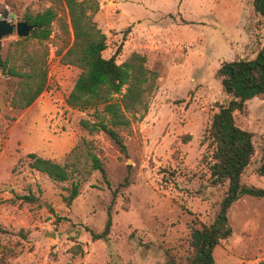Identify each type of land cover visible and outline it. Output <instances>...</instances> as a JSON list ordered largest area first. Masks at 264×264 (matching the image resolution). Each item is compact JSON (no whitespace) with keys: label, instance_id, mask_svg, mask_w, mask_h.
Here are the masks:
<instances>
[{"label":"rangeland","instance_id":"374dc122","mask_svg":"<svg viewBox=\"0 0 264 264\" xmlns=\"http://www.w3.org/2000/svg\"><path fill=\"white\" fill-rule=\"evenodd\" d=\"M98 1L95 21L107 36L104 57L114 56L125 41L116 62L124 63L134 52L144 55L146 68L158 74V88L142 120L121 132L127 146L123 154L106 134H91L80 125L96 120L94 110L66 104L80 70L62 64L57 53L65 41H73L72 32L68 38L56 21L47 41L30 36L17 44L25 39L3 38L0 58H9V67L27 70L20 56L30 55L44 61L47 70L46 91L29 108L17 110L11 98L20 79L0 66V257L4 248L12 249L7 264H168L170 259L188 264L192 228L212 224L226 195L228 184L210 183L203 141L213 115L231 100L218 69L224 62L251 60L264 46V18L253 1ZM54 5L0 0V14L12 15L16 24ZM235 119L253 133L256 150L242 184L264 188L258 173L264 165V95L248 101ZM82 139L97 145L106 179L92 171L60 183L30 167V153L63 163ZM74 183L80 194L68 206L65 198ZM110 207L109 233L95 241ZM228 215L232 236L215 248V264H260L264 198L244 196Z\"/></svg>","mask_w":264,"mask_h":264},{"label":"trees","instance_id":"16d2710c","mask_svg":"<svg viewBox=\"0 0 264 264\" xmlns=\"http://www.w3.org/2000/svg\"><path fill=\"white\" fill-rule=\"evenodd\" d=\"M55 5L25 19L35 27L31 38L39 42L47 41L53 33V24L58 21L65 35L73 41H65L58 51L64 65L80 70L74 88L66 98V104L73 110L86 112L94 110L95 121L81 120L80 125L92 133L106 134L127 154V146L121 135L147 113L150 99L157 90L158 74L146 68L144 55L134 52L128 59L118 64L117 56L123 48V41L111 58L104 57L107 50V36L99 28L95 17L100 11L98 0H51ZM254 10L264 18V0H252ZM59 10L64 13L59 14ZM127 30L126 32H128ZM127 34H124V40ZM18 41L17 44L25 42ZM47 54H45L46 56ZM9 58H0V66L6 75L19 78L20 84L11 98V106L17 110L29 108L47 89L46 63L41 59L26 55L20 60L27 70L19 71L9 67ZM223 91L231 97L227 106H222L213 115L212 123L203 141L206 151L203 154L210 172L213 186L228 184L216 218L212 224L200 223L192 228L193 255L188 264H215L214 250L222 241L232 236L229 210L244 196L264 198V188L248 187L242 184V176L255 155L253 133L242 129L236 123V113H243L248 101L264 95V46L251 60H234L222 63L217 71ZM125 88V92L123 91ZM102 108V111H100ZM187 140V139H186ZM97 145L82 139L67 154L63 163L55 162L30 153L29 165L32 169L47 175L52 181L65 183L77 175L88 176L98 171L106 179L107 174L101 158L96 154ZM90 162V168H87ZM264 176V165L258 170ZM165 178V176H164ZM129 185L126 178L123 186ZM118 189L114 191V200ZM79 184L74 183L70 194L65 198L68 206L79 196ZM24 200L32 202L31 196ZM111 207L109 218L102 234H94L100 240L108 235L112 225ZM12 249H3L0 264H7ZM168 264H177L170 259ZM264 264V260L260 262Z\"/></svg>","mask_w":264,"mask_h":264},{"label":"water","instance_id":"95a60500","mask_svg":"<svg viewBox=\"0 0 264 264\" xmlns=\"http://www.w3.org/2000/svg\"><path fill=\"white\" fill-rule=\"evenodd\" d=\"M35 27L25 20L16 24L8 23L4 19H0V46L3 38L16 34L19 40H23L32 35ZM51 236V234H47Z\"/></svg>","mask_w":264,"mask_h":264},{"label":"built area","instance_id":"2783aa9c","mask_svg":"<svg viewBox=\"0 0 264 264\" xmlns=\"http://www.w3.org/2000/svg\"><path fill=\"white\" fill-rule=\"evenodd\" d=\"M0 19H4V20H6L8 23H11V24H13V18H12V15H8V16H5V15H1L0 14Z\"/></svg>","mask_w":264,"mask_h":264}]
</instances>
